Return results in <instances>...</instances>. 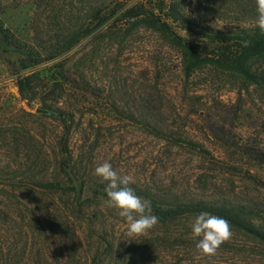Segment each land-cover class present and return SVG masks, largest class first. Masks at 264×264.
Returning <instances> with one entry per match:
<instances>
[{"label":"rangeland","instance_id":"obj_1","mask_svg":"<svg viewBox=\"0 0 264 264\" xmlns=\"http://www.w3.org/2000/svg\"><path fill=\"white\" fill-rule=\"evenodd\" d=\"M124 1L0 0V181L63 187L0 191V264H264V243L237 227L214 254H201L195 215L161 214L184 203L228 207L264 232V85L213 63L188 73L185 50L130 27ZM128 1L169 19L174 7L215 33L255 28L254 0ZM169 21L184 44L212 57L210 41ZM253 71L264 79V58ZM30 76L22 96L18 82ZM104 162L151 202L153 229L126 235L94 175ZM14 194L20 202L7 200ZM45 205L61 219L32 224L33 207L40 214Z\"/></svg>","mask_w":264,"mask_h":264},{"label":"trees","instance_id":"obj_2","mask_svg":"<svg viewBox=\"0 0 264 264\" xmlns=\"http://www.w3.org/2000/svg\"><path fill=\"white\" fill-rule=\"evenodd\" d=\"M103 4V3H102ZM111 3L109 5H99L98 7H93L91 14L92 17L97 19L99 18L102 11L110 10ZM103 8V9H101ZM122 8H125L122 17L127 21L130 27L134 26H143L146 29L153 30L157 32L164 40L168 41L171 45L177 47L181 50L187 60L186 70L191 72L193 69L197 68L200 65H205L207 63H213L222 68L225 71L232 72L242 76L244 79L255 83L259 86L264 85V79L259 77L253 71V63L256 59L264 58V34H262L258 28L252 29H241L235 32H228L226 34L215 33L207 29H199L196 25L188 21L180 12L174 7L171 8V18L162 17L156 15L153 11L146 9L145 5L140 2L129 5V1L125 0L122 4ZM120 10V9H118ZM116 10H111L106 19H103L98 26H101L106 20L110 19L116 14ZM169 20H174L173 22H178L183 30H188L189 32H195L198 35H201L206 40L210 41L215 47L212 51V57H207L209 54L205 53V57H202L191 42L184 44V39L178 36L172 29ZM79 40L73 42L77 44ZM198 53V54H197ZM39 64V62L34 63V65ZM32 77L22 78L18 82L19 90L22 96H24L28 87L32 85ZM46 117H56L51 111L45 113ZM62 144V142H61ZM192 145V144H190ZM66 152V149L62 151ZM14 181H0V191L8 192V190L13 188H25L32 191L33 194H38V192H52L63 190L59 184H56L54 181H38L34 184L18 185ZM83 185L76 191L78 195L82 196L84 194ZM11 196V195H9ZM7 200L14 202L21 201L19 196L14 194V198L10 197ZM18 203V202H17ZM13 204V203H12ZM25 207L29 208L26 203ZM23 207V206H21ZM31 211V216L33 223L41 227H45V224L48 222L52 225L55 221L60 220V216L57 213V210L51 206L45 205L40 208V212L37 213V209ZM19 213L23 212L21 208H16ZM201 211H206L211 214L220 216L226 219L229 222V225L237 227L245 231L246 233L252 235L254 238L264 243V232L254 228L251 224L245 221L240 214L237 213L233 208L228 207H210L204 204H195V203H184L177 206L175 209L161 213L160 209H156V213L163 214L165 218L175 219L177 216L184 215H196ZM42 216V217H41ZM44 218V219H43ZM46 220V221H44ZM46 222V223H45ZM68 227V226H67Z\"/></svg>","mask_w":264,"mask_h":264},{"label":"clouds","instance_id":"obj_3","mask_svg":"<svg viewBox=\"0 0 264 264\" xmlns=\"http://www.w3.org/2000/svg\"><path fill=\"white\" fill-rule=\"evenodd\" d=\"M255 27L264 34V0H254ZM94 175L104 183L102 197L107 208L114 210L126 225L131 239L153 229L158 217L152 212L151 202L137 195L130 186L132 177L119 173L111 163L104 162L94 169ZM191 235L201 254L212 255L231 236L229 222L217 215L201 211L191 221Z\"/></svg>","mask_w":264,"mask_h":264},{"label":"water","instance_id":"obj_4","mask_svg":"<svg viewBox=\"0 0 264 264\" xmlns=\"http://www.w3.org/2000/svg\"><path fill=\"white\" fill-rule=\"evenodd\" d=\"M37 112H38V113H44V114L47 113V111L42 110V109H38Z\"/></svg>","mask_w":264,"mask_h":264}]
</instances>
